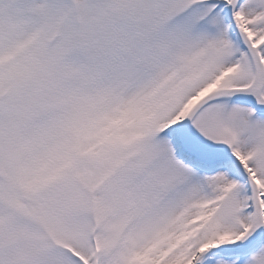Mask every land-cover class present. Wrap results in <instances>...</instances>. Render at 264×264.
<instances>
[{
    "label": "snow or ice",
    "instance_id": "1",
    "mask_svg": "<svg viewBox=\"0 0 264 264\" xmlns=\"http://www.w3.org/2000/svg\"><path fill=\"white\" fill-rule=\"evenodd\" d=\"M0 264H264V0H0Z\"/></svg>",
    "mask_w": 264,
    "mask_h": 264
}]
</instances>
